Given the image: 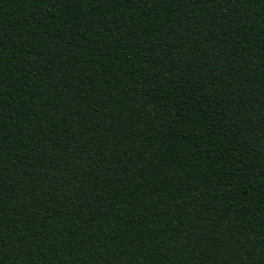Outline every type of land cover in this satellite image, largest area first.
<instances>
[{
	"label": "trees",
	"instance_id": "1",
	"mask_svg": "<svg viewBox=\"0 0 264 264\" xmlns=\"http://www.w3.org/2000/svg\"><path fill=\"white\" fill-rule=\"evenodd\" d=\"M0 264H264V0H0Z\"/></svg>",
	"mask_w": 264,
	"mask_h": 264
}]
</instances>
